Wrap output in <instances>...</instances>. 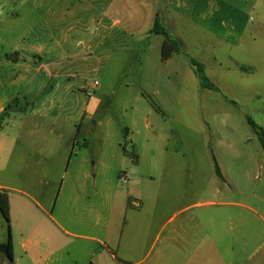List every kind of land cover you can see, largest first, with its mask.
Returning <instances> with one entry per match:
<instances>
[{
    "label": "rangeland",
    "instance_id": "1",
    "mask_svg": "<svg viewBox=\"0 0 264 264\" xmlns=\"http://www.w3.org/2000/svg\"><path fill=\"white\" fill-rule=\"evenodd\" d=\"M191 7L189 0L42 5L40 13L50 10L53 24L56 15L66 16L60 28L71 35V50L89 40L80 37L81 28H95V59L67 69L77 75L89 117L71 160L50 163L35 154L28 178L22 174L16 182L32 197L8 192L14 261L0 253L2 264H75L99 248L92 238L121 241L123 264H177L167 238L183 218L228 221L233 211L244 225L221 230V242L209 251L211 264L218 258L264 264V148L250 124L264 130V43H253L249 35L240 46L228 45L189 17ZM157 14L169 35L184 43L183 52L168 60L162 56L166 37L152 32ZM188 58L205 65L219 92L202 87ZM216 162L225 179L218 178ZM60 190L54 207L47 198ZM139 196L147 199V242L136 255L123 231ZM185 205L191 208L176 217ZM8 235L0 212V239Z\"/></svg>",
    "mask_w": 264,
    "mask_h": 264
},
{
    "label": "crops",
    "instance_id": "2",
    "mask_svg": "<svg viewBox=\"0 0 264 264\" xmlns=\"http://www.w3.org/2000/svg\"><path fill=\"white\" fill-rule=\"evenodd\" d=\"M46 1L0 0V191L20 192L26 197L32 196L17 189L16 182L22 174L25 180L28 178L31 166L37 164L36 153L48 158L50 163L57 162L58 157L71 160L79 146L80 134L89 117L88 105H85L77 75L67 69L95 59V28H81L80 37H89V40L84 47L71 50L68 45L71 35L60 28L66 16L56 15L53 24L50 10L40 13ZM189 3L192 6L189 17L203 22L205 29L224 43L240 46L249 35L253 43H264V0H189ZM83 42L82 39L79 44ZM71 51L74 55H69ZM35 138L40 139L41 145L32 143ZM51 140L55 141L52 147L49 146ZM135 160L134 165L139 166L141 157L136 156ZM122 172L125 171L120 174ZM132 174L138 178L135 170ZM222 176L218 178L225 179L223 173ZM60 195L61 190L56 196L48 197V203L55 207ZM139 199L141 204L131 210L123 231L125 245L134 244L136 255L141 254L147 242L143 214L147 199L143 196ZM228 204L245 207L240 202ZM9 207L11 218L10 197ZM189 208L191 205L183 206L175 216ZM29 209V205L24 204L23 210L29 212ZM238 215L233 211L228 214V221L213 216H201L198 220L192 216L183 218L167 238L168 244L173 246L170 258L177 264H211L209 251L221 242V230L227 225L230 230L244 225ZM7 240L0 239V244ZM91 240L99 248L91 249L92 253L75 264H123L126 261L117 253L121 241ZM215 264L225 263L218 258Z\"/></svg>",
    "mask_w": 264,
    "mask_h": 264
},
{
    "label": "trees",
    "instance_id": "3",
    "mask_svg": "<svg viewBox=\"0 0 264 264\" xmlns=\"http://www.w3.org/2000/svg\"><path fill=\"white\" fill-rule=\"evenodd\" d=\"M1 24V22H0ZM153 33L156 34H163L166 37V40L164 42L163 48H162V56L164 60H168L172 57V54L174 52L177 53H182V46L184 45L182 40H176L173 39L167 30L162 26L161 21L159 19L158 14L156 15L154 27L152 29ZM189 63L191 66L194 67L195 73L197 77L199 78L201 85L204 89H209L212 91L219 92V88L209 79V77L206 74V67L204 64L200 63L199 61L193 59V58H188ZM155 108L158 110V108L154 103H152ZM250 124L253 126L255 131L258 134L259 140L261 141L262 147L264 148V130L257 126L253 121L250 120ZM125 154L128 155V151L125 150ZM216 173L217 175L222 178V172L221 169L216 162ZM0 212L4 216L5 220L8 223L9 226V236L8 240L5 243L0 244V253L4 254L9 261H14V247H13V242H12V237H11V231H10V207H9V195L6 192H1L0 191ZM0 264H2L0 262Z\"/></svg>",
    "mask_w": 264,
    "mask_h": 264
},
{
    "label": "built area",
    "instance_id": "4",
    "mask_svg": "<svg viewBox=\"0 0 264 264\" xmlns=\"http://www.w3.org/2000/svg\"><path fill=\"white\" fill-rule=\"evenodd\" d=\"M95 85H98V82H96ZM121 181H122L123 183H125V184H127V182H128V181H127V178H126L125 176H123V175L121 176ZM134 206H135V207H139L140 204H139L138 202H135V203H134Z\"/></svg>",
    "mask_w": 264,
    "mask_h": 264
}]
</instances>
